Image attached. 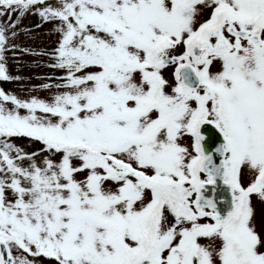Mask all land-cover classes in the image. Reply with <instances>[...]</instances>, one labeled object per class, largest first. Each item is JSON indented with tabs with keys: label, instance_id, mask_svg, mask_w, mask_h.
<instances>
[{
	"label": "snow or ice",
	"instance_id": "6c2138e0",
	"mask_svg": "<svg viewBox=\"0 0 264 264\" xmlns=\"http://www.w3.org/2000/svg\"><path fill=\"white\" fill-rule=\"evenodd\" d=\"M29 13L63 75L0 89V264H264V0H0V81Z\"/></svg>",
	"mask_w": 264,
	"mask_h": 264
},
{
	"label": "rangeland",
	"instance_id": "374dc122",
	"mask_svg": "<svg viewBox=\"0 0 264 264\" xmlns=\"http://www.w3.org/2000/svg\"><path fill=\"white\" fill-rule=\"evenodd\" d=\"M51 2L55 3V0ZM16 18L14 14L11 20L15 21ZM0 23H9L8 17L0 18ZM15 31L16 38L9 41L10 48L14 50L6 53V69L9 76L19 79L0 81V89L22 100H30L33 97L50 100L56 90H45L43 85L58 83L60 82L58 78L63 75L61 71L49 66L54 61L48 54L53 52L59 40L55 24L44 23L38 15L29 13L20 20ZM167 75L169 78V74ZM16 143L26 152L39 151L41 147L38 143H30L27 140H17ZM254 207L257 230L264 234V203L254 200ZM38 264L50 262L39 258Z\"/></svg>",
	"mask_w": 264,
	"mask_h": 264
},
{
	"label": "flooded vegetation",
	"instance_id": "af4514ba",
	"mask_svg": "<svg viewBox=\"0 0 264 264\" xmlns=\"http://www.w3.org/2000/svg\"><path fill=\"white\" fill-rule=\"evenodd\" d=\"M168 74H169V78H171V73L169 72Z\"/></svg>",
	"mask_w": 264,
	"mask_h": 264
}]
</instances>
